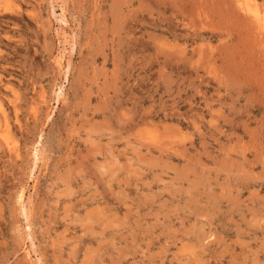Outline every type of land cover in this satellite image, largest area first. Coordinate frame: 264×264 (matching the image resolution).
I'll list each match as a JSON object with an SVG mask.
<instances>
[{
  "label": "rangeland",
  "instance_id": "374dc122",
  "mask_svg": "<svg viewBox=\"0 0 264 264\" xmlns=\"http://www.w3.org/2000/svg\"><path fill=\"white\" fill-rule=\"evenodd\" d=\"M245 1L0 0V264H264Z\"/></svg>",
  "mask_w": 264,
  "mask_h": 264
},
{
  "label": "bare ground",
  "instance_id": "6f19581e",
  "mask_svg": "<svg viewBox=\"0 0 264 264\" xmlns=\"http://www.w3.org/2000/svg\"><path fill=\"white\" fill-rule=\"evenodd\" d=\"M55 2L57 1V0H54ZM61 1V0H60ZM231 1H233V0H231ZM243 2H244V0H242ZM247 2L248 1H250V0H246ZM245 1V2H246ZM249 3V2H248ZM58 4V3H57ZM51 8H52V12L55 14V11H54V3L53 2H51ZM59 5V13L57 14L58 15V18H57V20L61 23V24H63L64 26H68L67 24H68V22H67V18H66V9H65V7H64V5L62 4V3H59L58 4ZM252 5V9H250V5L248 6V4L246 5V6H248L245 10L247 11V12H249L251 15H252V17L254 18V20L258 23V22H260V19H262L261 21L262 22H264V15L261 17L260 16V14L258 13V7L255 5V4H251ZM254 8V9H253ZM248 16V15H247ZM70 46H69V48H70V53L69 54H71L72 53V51L74 50V41L73 40H71L70 42ZM61 54V53H60ZM69 57V56H68ZM68 59V58H67ZM68 62H70L69 60H68ZM69 64L70 63H68V66H69ZM68 66H66V68L68 67ZM65 68V71H66V73H67V70L69 69H66ZM58 90V91H57ZM56 91H55V93H56V98H57V96L59 97V95H61L63 92H62V87H59L58 89H57ZM33 156H34V161L36 162L37 160H38V150L35 148V150H34V152H33ZM35 164V163H34ZM23 191V190H22ZM19 203H20V205H21V210H22V212H23V214L25 215V217L27 218L28 217V206H29V204H28V201H25V199H24V196H23V192H21V194L19 193ZM29 239H30V237H29ZM31 243H32V239H31Z\"/></svg>",
  "mask_w": 264,
  "mask_h": 264
}]
</instances>
